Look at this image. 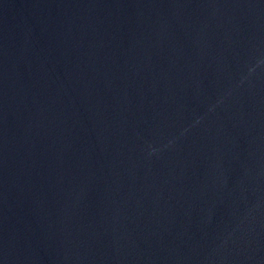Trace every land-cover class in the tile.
<instances>
[{
	"label": "water",
	"instance_id": "obj_1",
	"mask_svg": "<svg viewBox=\"0 0 264 264\" xmlns=\"http://www.w3.org/2000/svg\"><path fill=\"white\" fill-rule=\"evenodd\" d=\"M0 264H264V0H0Z\"/></svg>",
	"mask_w": 264,
	"mask_h": 264
}]
</instances>
